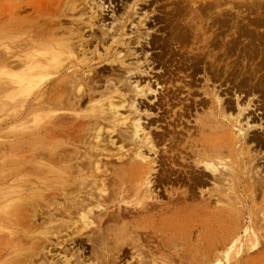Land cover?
Returning <instances> with one entry per match:
<instances>
[{
    "label": "rangeland",
    "instance_id": "374dc122",
    "mask_svg": "<svg viewBox=\"0 0 264 264\" xmlns=\"http://www.w3.org/2000/svg\"><path fill=\"white\" fill-rule=\"evenodd\" d=\"M27 1H30V4ZM27 1L0 0V264H17L18 262L19 264H67V261H70V264H74L76 261L82 259L77 256L82 252H76V249L68 246L69 244L66 245V242L62 244V240L58 241L59 244H56V239L52 233L45 235L47 227L50 226L47 221H49L51 215L54 213L53 206L46 209L44 208L43 210L41 209L39 212L40 214H35L34 212L27 213L29 207H27L26 204H24L26 207L20 208V204H23L22 202H24L26 195H28L26 194L28 192L26 191L27 183L25 182L28 171L34 173L35 170H37L36 166L38 164L40 168H38L39 170H37L36 173L42 170L38 173V175L42 177V181L46 178L44 182H48L47 185H50L55 178L54 167L51 166L47 158H50V152H52L53 145L58 139L52 137L50 134L51 132L45 129L53 126L56 121L68 124L82 122L84 117L87 115L89 116L96 106L100 107L102 116L106 118V121L100 124L104 130L102 129V132H99L100 134L97 133L99 134L100 145H102V147H98L101 152V160H111L114 165L117 166L120 161L129 159L130 155L133 154L139 146L141 147V151H143L142 155L151 162V167H153L154 163L152 164V162H154L155 159L154 153L156 151L163 152L165 149L163 144L166 146L169 145L167 143L170 141H165V143L162 140L167 130L171 129V132L172 130H176L175 133H181L180 135H182V138H187L189 134L194 140H200L202 137L208 138L210 135L214 137V135H216L215 133L210 134L211 130L208 129L209 127L206 125H203V132L198 130V125L209 122L203 118L206 113L208 115L211 111L209 105L207 106L208 108L203 106L198 107V110L193 109L191 117L184 114V117L181 118L179 116L180 118H176L173 114L174 110H178V113L181 112L179 104L173 100L174 96L177 98L182 97V100H184L186 96V98L197 96L210 97L204 92L207 91L210 93L213 82L206 80L208 76L204 73V70H202L203 62L199 63L198 70L193 74L194 78L190 76L187 77L186 73L188 71L184 69L186 65L178 62L179 60L183 61L185 56L189 57L192 54L185 50V47L189 49L191 46L187 44L188 42L183 45L173 38L174 35L180 31L183 18L185 20L183 12H180V9L177 7L180 1ZM221 1L224 2L223 5H225V3L233 5L234 1L237 0ZM244 1L249 6L246 9L248 27L246 35L248 38L246 39L248 41L244 42L246 47L237 50L233 55L234 57H232L233 62H235L234 82L236 81V84L242 86L246 96L250 95L249 97L247 96L248 99L253 98L255 102L260 100L258 103L262 104L264 102V0ZM18 2H20V4L18 6L16 5L14 11L12 6L14 3L17 4ZM96 3L99 6H96ZM35 4H37V6ZM235 4L236 2L234 5ZM232 11L236 13L235 11H237V8L232 9ZM39 16H43L44 18H38ZM205 16L207 17L204 13V18ZM24 17H27V19ZM198 17L199 14L195 16L196 19ZM17 18L19 20L22 19L25 23L22 25L23 27L20 28L23 34L20 33L19 35L16 32L12 39L25 36V33L27 34L31 29V27H27L34 25L36 30L43 31V40L41 39V42L39 41L40 39L30 40L27 46L16 47V49L11 46L7 39H5V32L8 31L6 24L9 25L13 21L17 22ZM44 19L45 21H43ZM33 20H35V22H33ZM51 20L53 21L50 22ZM27 21H29L28 23L31 25L28 24ZM229 24L231 23L229 22ZM232 27V24L230 27H225V33L227 34L233 31V29L228 31V29ZM44 29L46 30L44 31ZM234 29H236L233 31L234 34L236 33V36H231L232 39L234 38L233 40L241 41L242 39L239 33H237V28ZM248 29L250 30L248 31ZM45 32H47V34ZM53 32L56 34L58 33L59 36H57L58 34L55 35ZM233 32L228 34L233 35ZM49 34H53L52 36L57 38L61 37L60 39H64L69 43L71 41L72 51L66 54L52 47V45L47 42V40L51 38ZM44 37H47L45 41ZM202 39V37L199 38L198 44L203 42L201 41ZM42 45H44V48ZM45 45L47 46L45 47ZM36 47H40V49ZM182 48L183 50L181 51L180 49ZM43 49L46 51H43ZM252 50L253 53L251 52ZM45 52H47V55L44 54ZM186 52L188 55H186ZM5 53H8L9 56L15 53L13 59H11L15 61L20 60L22 62L25 60L26 62L24 61L23 64L26 65L22 67L19 64L17 67L20 69L15 67L14 70L13 67L4 64V60L7 56ZM58 53L60 54L58 55ZM17 54L23 56L18 57ZM32 55L35 56L32 57ZM37 56L40 57L39 61H41L45 67L57 68V74L53 73V75L49 77H54V82L47 84L48 82L46 81H48V79L43 85L40 84L32 92L16 93V95H13L10 89H6V85L11 79V76L16 75L19 77L22 75L21 73H24L27 69V60L35 59ZM48 56L51 57L50 59L57 56L60 57L62 61H59L62 65L58 60L57 62L54 61L55 65H53L54 62L45 61L49 59ZM236 66L240 68L238 67V69ZM62 67L64 68L65 74L68 76H65L66 78L64 77L65 74H63L64 71L61 70L63 69ZM60 70L62 73H59ZM245 72H247V74ZM19 73L20 75H18ZM254 74L255 76H253ZM71 75L79 78H72L73 76L71 77ZM66 79H69V82L66 81ZM70 80H72V82H70ZM147 80H149V83ZM190 80H192L190 86L195 90L193 95H188L187 90H185L186 88H184V84L188 83ZM74 81L77 82L75 83ZM72 83L75 84L73 85ZM157 84L160 85L157 86ZM14 85L16 89H18L19 85L17 83ZM39 88L41 91L47 89L53 92V90H55L58 96H62L59 95L62 93L64 97L66 95L69 96L67 94L69 93V97H74L73 103L75 102L76 105H73V108L67 105L64 107L65 103L55 105V101L53 100L57 97L49 98L51 104H49V102L41 103L39 102L41 101V97H32L35 91L40 90ZM56 89L60 91L58 92ZM11 95L14 97H11ZM230 98L233 99V95L230 96ZM134 99L137 100V103L141 102L139 108H133L131 106ZM232 99H230L229 102L235 107V101ZM168 100H170V102L166 103ZM223 109H226L224 115L230 116L233 120L232 123H228L227 126L234 129V131L242 128L241 133H247L248 136L253 133L261 134L264 131V107L260 109L261 113L257 112V110L255 111L256 115L251 118L252 120L249 118V125H247L244 114L238 116L235 108L232 107L230 111L226 107H223ZM251 114H253V111ZM195 117H200L201 119L198 118L196 121ZM178 121L182 122L180 126L183 128H177V130L174 124H177ZM137 122L144 127V131H141L139 137L136 139L137 143L139 141L138 146L134 147L128 139L125 146L121 148V141L118 137L122 138V135H124L125 138L131 137L130 132L133 129V124ZM108 123L114 125V128ZM82 131L84 132L83 135L80 132V134H77V132L72 133L74 136L73 138L76 139L74 145L71 143L68 144L65 138L61 139L65 146L63 147H70L69 153H72L74 156L76 154V160L73 159L72 161L74 164L79 163L80 160V164L84 160L87 163V160H89L87 153L88 145H90V143L93 145V142L97 141L95 140V136L98 131L93 129L92 132H90L91 130H81V132ZM86 132L88 134V136H86L87 139L83 138L87 135ZM93 132L94 135L92 134ZM72 134H70V136ZM76 135L83 136L82 138L84 141H80L82 139H79ZM75 136L77 138H75ZM147 138L152 141L154 139L160 140V143L155 145L157 148L151 147L150 144H145ZM166 138L169 137L166 136ZM40 150L41 152L38 154ZM75 152H78V154ZM47 154H49V156ZM167 154L169 155L170 152ZM14 160L15 162H13ZM182 160L183 159L179 157L175 162L177 165L183 166L187 162ZM112 162L110 164L111 166H113ZM44 164L45 166L48 164V166H46L47 168L44 167ZM221 165L222 164H220L219 167H221ZM46 169H48V171ZM191 169H193L195 175H199L202 178L206 177L202 175L200 171L201 168L192 166ZM50 170L53 171L49 172ZM86 171H88L87 168L83 173H78V177H87L88 173H84ZM42 172H49L50 174H42V176ZM226 176L229 181L224 180V182L226 181L225 183L228 186H223V183L217 184V186L221 189H228L226 193H228L229 197H219L216 192L209 193L213 185L211 181L206 178L208 181L206 185L201 188L205 193L204 199L201 202V206H197L195 209H192L190 206L198 204V201L192 202L187 200V204H192L187 205L184 203L183 199L169 198L167 193H163L160 199H155V194H153L152 197L155 200L153 201L156 203L153 207L149 208V211L139 214L133 210L125 212L122 210L123 208L120 209L117 205L115 207L110 206L109 211L115 215L102 224L103 234L107 233L106 228L112 226L113 222L115 224V229L118 226L124 227L126 224L140 225L139 222H141V218L149 214L155 217L147 224L146 228L148 229V235L144 234L141 240L139 236H135L136 232H134L135 234L131 233L133 237L128 240L130 244H123L129 251L124 253L123 251L122 253H117L113 241L105 240V243L102 245L103 250H99L100 253L98 255L100 258H95L94 255H91V248L88 246L87 248L89 250L86 249L87 251L83 252V254L84 256H88L89 260L84 259L82 264H264V197L258 195L254 200L246 201V197L244 199L241 198V190L243 187H239L238 185V176ZM209 178L211 179V176ZM90 179L91 178H89V180ZM183 179L184 184L178 187L176 186V188H180L178 189L179 191H185V189H187V176L184 175ZM243 183H246V181ZM183 186H185V188ZM48 190L49 188L47 186L38 189L33 188L29 192V196L30 193L31 197L40 192L41 194H48ZM194 190L196 192V197L199 198V195H202L199 193L200 189L194 188ZM209 194L211 195L209 196ZM242 196L244 197V195ZM65 201L67 202L68 200L65 199L64 202ZM51 202H53L52 199L50 200V203ZM61 202H63V199ZM17 204L19 207L16 206ZM135 206L136 205H134V207ZM180 208H184L182 209L183 212H180L183 220L181 224H178L176 221L170 222V217L172 218L175 215V211ZM119 211L123 212V217L117 218L115 216ZM24 215L27 216L25 217ZM24 217L30 219L26 220ZM45 217L49 219L47 220ZM165 220H167V222H165ZM122 224L125 225L123 226ZM45 236L50 237V240H45V238H43ZM41 238H43L41 243L46 241V244H44L46 246L48 245V247L40 248L39 250L33 249L37 241ZM224 238L231 239L229 245L223 249L222 243L225 241ZM104 255L109 257L103 258ZM84 256L83 258H85Z\"/></svg>",
    "mask_w": 264,
    "mask_h": 264
},
{
    "label": "bare ground",
    "instance_id": "6f19581e",
    "mask_svg": "<svg viewBox=\"0 0 264 264\" xmlns=\"http://www.w3.org/2000/svg\"><path fill=\"white\" fill-rule=\"evenodd\" d=\"M177 1H180L177 4V7L180 9V12H183V15L185 16V20L182 17L183 18V24L180 27V31L178 33H176L173 38L178 40V42H180L183 45H185V43L188 42L187 44H189L191 46L189 49H186L187 47H185V50L192 53L189 57H186L184 54V56H185L184 60L183 61L179 60L178 62H181V63H183V65L184 64L186 65L184 67V69L186 71H188L186 73L187 77L190 76L193 78H194V75H193L194 72L196 70H198V68H199V66H198L199 63L203 62V66H202L203 69L202 70H204V73L208 76V78L206 80L213 82L212 83L213 87L211 89L212 92L211 91H210V93H208L207 91L204 92V93H207L206 95H209L210 97H208V96L207 97L206 96L198 97L197 96V97L186 98L187 97L186 96L185 99L182 100L181 99L182 97L177 98L174 96L173 100H174V102L179 104L181 112L178 113L177 112L178 110L177 111L174 110L173 114H174V116H176V118L179 116L182 118L185 116L184 114L189 115V117H191L192 116L191 112L193 109L196 110L198 107H203V106L207 107L209 105V109L211 111L209 112L208 115L206 113L205 117H203L204 119L208 120L209 122H204V123L201 122L202 124L198 125V130L203 132L204 131L203 125H206L209 127L208 129L211 130L210 134L215 133L216 135H214V137H213L211 135L209 136V134H208V136H209L208 138L202 137V139L200 138V140H197V139L194 140V138H191L189 136V134H188L187 138H182V135H180L181 133L180 134H179V132L175 133L176 130H174V131L172 130V132H171L170 131L171 129H169L164 133V136L162 137V140L164 142L170 141L169 143H167L169 145L166 146L165 144H163V147L165 148L163 150V152L156 151L154 153L155 159L153 158L154 162H152V164L154 163V166L151 167V162L142 155L143 151H141V149H140L141 147L138 146L139 141H138V143L136 141L137 137H139V133H141V131H144V127H142L141 124L137 122V123L133 124V129L130 132L131 137L125 138L124 135H122L123 139L119 138V137H118V139H120V141H121V146H122L121 148H123L125 146L128 139L131 141V142L130 141L129 142L132 143V145L134 147L138 146V148L136 149L135 152L133 149L134 153L130 155L129 159H127V160L125 159V160L120 161L121 163L119 162V164L116 166V165H114V163L111 160L106 159L103 161L100 158L101 152L99 151L98 147L99 146L102 147V145H100V141H99V139H100L99 138V134H100L99 132L100 131L102 132V129H103L100 124H102L106 121V118L104 116H102V114H101L102 112H101L100 107L96 106V108L93 110V112L91 114H89V116L87 115L84 117L82 122L80 121V122H76V123L73 122L74 124L73 123L68 124V123H64V122L62 123L61 121H56L55 124H53V126H51L50 128L49 127L46 128L45 130L51 132L50 134L52 137L58 139L53 145L52 152H50V158H47V159H49L48 161H49V163H51V166L54 167L55 178L53 180V183L50 185H47L48 182L47 183L44 182V181H46L45 180L46 178L44 179V181H42V177H40L38 175V173L41 172L42 170L40 169L41 171H38V173H36V171L39 170L38 168H40V166L38 167V164L36 166L37 170H35L34 173L31 171H28L27 179L25 180V182L27 183L26 191L28 192L26 194H28V195H26V197L24 199L25 203L22 202L23 204H20V208L27 206V207H29L28 208L29 210L25 209V210H27V213L34 212L35 214H37V213L40 214L39 212L41 209L43 210L44 208L46 209V208H50L53 206L54 213L51 215L50 219L48 218L49 221H47V222H49L50 226L47 227V231H46L45 235L52 233V235H54V238L56 239V240L54 239L56 244H59L58 241L62 240V242H61L62 244L64 242H66V245L69 244L68 246H71V248H75L76 252H82L81 254L77 255L80 259L81 258L82 259L79 261H76L74 264H82V262H84V259L89 260L88 256H84V254H83V252L87 251L86 249H88L87 248L88 246H90V248H91L90 254L94 255L95 258H100V256L98 255L100 253L99 250H101V249L103 250L102 245H103V243H105V240L113 241V243L116 246L115 248L117 249V253H119V252L122 253V251L124 253L126 251H129L128 248L125 247L124 245H128V243H129L128 240L133 237L131 235V233L135 234L134 232H136L135 236H139V238L141 240H142L144 234L148 235V229L146 228L147 224L150 223V221L153 220V218L155 217V216H151L149 214H148V216L146 215L143 218H141V222H139L140 225H138V224L127 225L126 224L127 225L126 226L125 224H122L123 226L124 225L125 226L124 227L118 226L115 229L114 228L115 224L113 222L114 225L112 224V226H108L106 228L107 233L103 234L102 224L107 219H110L111 217H113V215H115L109 211L110 206L115 207L117 205L118 208H120V209L123 208L122 210L125 212L133 210L139 214L141 212H147V211H149V208L153 207V205L156 203V202H154L155 201L154 198L160 199L162 197L161 195L163 193H165V194L167 193L169 198H171V199H183L185 204L188 203L187 200H190L192 202L198 201V204H195L194 206L192 204H187V205H192L190 207L192 209H195V208H197V206H201V202L204 199L205 193L203 190H201V188H202V186L204 187L206 185V182L208 181V180H206V178H208L211 181V184L213 185V187L209 193H211V192L215 193L216 192V193H218L217 195L219 197H227V198L229 197L228 193H226V190H228V189H226V188L221 189L217 186V184H220V183H223V186L227 185L225 182L229 181V180H228L226 175H231V176L237 175L238 176V180H239L238 185H239V187H243V189L241 190L242 191L241 198L244 199L246 197L247 198L246 201L254 200L258 195H262L264 197V149H263L264 148V131L261 134H254L253 133L249 136L247 133H244V134L241 133L242 128H239L237 131L236 130L234 131V129H231L230 127L227 126L228 123L231 124L233 120L230 118V116L224 115V111H226V109H223V107L224 108L226 107L230 111V109L232 107L235 108L237 110L238 116H241L244 114V117L247 121V125H249V118L251 119L254 115H256V112H255L256 110H257V112H260V109H262V107H264V104H263L264 102L262 104H260V103H258V101H260V100H258V101L256 100L257 102H255L253 98L248 99V97L250 95L249 96L247 95L248 96L247 97L244 94V90H243L242 86L239 84H236L235 83L236 81L234 82V80H235L234 79V66H235L234 63L235 62H233L232 57H234L233 55L237 50H240L243 47L244 48L246 47V45L244 44L245 41H248L246 39V38H248V37H246L247 28H248L247 27V20H246V11H247L246 9L249 6H248V4H246V2L244 0H241V1L239 0V2H238V0L234 1V3L236 2L235 5H234V3H233V5L225 3L226 6L223 5L224 2L221 0H177ZM19 4H20V2H18L17 4L14 3L13 6H15V7L12 6V9H14V11H15L16 5L18 6ZM35 5L37 6V4H35ZM97 5L98 4L96 3V6ZM236 8H237V11H235L236 13H233L232 9H236ZM36 9L38 10L37 7H36ZM42 9H44V8H42ZM42 9H40V10H42ZM204 13L207 15V17L205 16V18H204ZM198 14H199V17L196 19L195 16ZM43 16H39L38 18H40V17L44 18ZM12 18H14V17H12ZM24 18L27 19V17H24ZM43 21H45V19ZM52 21L53 20H51L50 22H52ZM28 22L29 21H27V23ZM33 22H35V20H33ZM229 22L233 25L234 28H237V33H239V36L242 39L241 41L233 40L234 38L232 39L231 36H234L236 34V33L234 34V32H233L234 30H236L233 27L228 29V31L233 29V31H230V32H233V35L228 34L230 32H228L227 34L225 33V31H226L225 27L231 26V24H229ZM31 23H32V20H31ZM8 24H9V22H8ZM23 24H25V23L22 19H20V20L18 19L17 22L13 21L9 25L6 24L8 31L5 32L6 33L5 39H7L8 43L11 46H13L15 49H16V47H20V46H27L30 40L33 41L34 39H40L39 41L41 42V39L43 38L42 37L43 31L41 32V30H36L34 25H31L30 23H28L31 26L27 27V24H26V27L27 28L31 27V29L27 32V34L25 33V36H23V37H19L17 39H12L14 34H16V32L19 35H20V33L23 34V31L20 29L21 27H23L22 26ZM49 24H48V26H49ZM53 25H54V23H53ZM45 30L46 29H44V31ZM249 30L250 29H248V31ZM68 31H70V30H68ZM56 32H58V31H56ZM45 33L47 34V32H45ZM53 33L55 35L58 34V33L56 34L55 32H53ZM65 34H67V33H65ZM49 35H51V36H49L51 38H50V40H47V42H49L50 45H52V47L57 48L59 51H61V53L67 54V53H70L72 51V46L70 44L71 41L69 43L68 41H66L64 39H60L61 37L57 38V37L52 36L53 34H49ZM57 36H59V34ZM200 37L203 38L201 40L203 42L198 44ZM45 39H47V37L46 38L44 37V41H45ZM37 43H39V42H37ZM74 45H76V44H74ZM42 46L44 48V45H42ZM46 46L47 45H45V47ZM38 48L40 49V47H38ZM44 50L45 49H43V51ZM180 50L182 51L183 48ZM251 52L253 53V50ZM29 53H27V54H29ZM31 53H33V52H31ZM46 53L47 52H45L44 54H46ZM240 53H241V51H240ZM6 54L8 57L6 56V58L4 60L5 61L4 64H6L7 66L13 67V69L15 67L17 69H20L17 67V66H19V64L22 67H24V65H26V64H23L25 60L23 62L20 60H16V61L12 60L15 53L10 54V56L8 55V53H5V55ZM59 54L60 53H58V55ZM50 55H52V54H50ZM186 55H188V53ZM244 55H246V54H244ZM17 56L22 57L23 55L19 56V54H17ZM33 56H35V55H32V57ZM15 57H16V55H15ZM39 58L40 57L37 56V58H35L36 60L35 59H30L29 61L27 60L28 66H27V69L25 70V72L21 73L22 75H20V73H19L18 74V75H20L19 77L16 75H12L11 79L8 81V83L6 85V89H10L11 93L13 95H16V93L20 94V93H27V92L29 93L30 91L32 92L40 84L43 85V83L48 79L49 80L46 81V82H48L47 84L53 83L54 77L53 78H49V77H51L53 75V73L58 72L56 70L57 68L55 69L53 67H51V68L45 67L44 64H42V62L39 61ZM41 58H42V56H41ZM50 58L51 57H49V59H46L45 61H48V62L50 61L52 63L54 61L57 62V60H58V62L60 63V61H59V60H61L60 57L57 56L54 58L52 57L53 59H50ZM249 58H250V56H249ZM246 59H248V58H246ZM40 60H42V59H40ZM0 62H1V58H0ZM59 63H57V64H59ZM245 64H242V65H245ZM53 65H55V62ZM250 66H251V64H250ZM61 70L64 71V68ZM61 70L59 71V73L60 72L62 73ZM245 73L247 74V72H245ZM63 74H65V71ZM65 76H67V75L65 74L64 77ZM253 76H255V74ZM71 77L76 78V77H74V75H71ZM78 78H76V79H78ZM157 79H159V78H157ZM68 80L69 79H66V81H68ZM147 81L149 83V80H147ZM70 82H72V80H70ZM78 82H80V81H78ZM191 82H192V80H190L188 83L184 84V88H186L185 90H187L188 95H193L195 93V90H193L190 86ZM249 82H250V80H249ZM16 83L19 85L18 89H16V87L14 85ZM75 83H72V84L74 85ZM248 84H250V83H248ZM159 85L157 84V86H159ZM62 86H63V84H62ZM259 86H261V85H259ZM45 87H46V84H45ZM50 88H52V87H50ZM70 89H72V88H70ZM57 91L59 92L60 90H57ZM79 91H80V88H79ZM67 94L70 96L69 93H67ZM13 95H11V97H14ZM59 95H62V96H58L57 92L55 90H53V92H51L47 89L45 91H41V89H40L39 91H35L33 93L32 97H41V101L38 100L41 103L49 102L50 97H57L53 100V101H55V105L56 104L60 105V104L65 103L64 107H65V105H67L68 107H71V108H73L72 107L73 105L74 106L76 105L75 102H74L75 104L73 103L74 97H69L66 95L67 96V98H66V96L64 97L63 93L59 94ZM232 95H233V99L230 98V96H232ZM134 98H135V96H134ZM245 98H247V99H245ZM230 99L235 101V107L232 106L231 102H229ZM80 100H81V98H80ZM155 101H156V99H155ZM168 102H170V100L166 101V103H168ZM171 102H172V100H171ZM140 103L139 102L137 103V100L134 99L133 102L131 103V106L133 108H139ZM49 104H51V103L49 102ZM13 105H15V104H13ZM94 105H96V104H94ZM167 106H169V105H167ZM111 108H113V107H111ZM41 110H42V108H41ZM252 111H253V114H251ZM172 117H173V115H172ZM198 118H200V117H195L196 121ZM140 119H141V117H140ZM75 121H77V120H75ZM108 124L110 126H112V128H114V125H111V123H108ZM174 125H175V129L183 128L182 126H180V125H182V122H180V121H178V123L177 124L175 123ZM92 129L95 131H98V132H96V134L97 133H99V134H97L95 136V138H96L95 140H97V141L93 142L94 143L93 145H92V143H90V145H88L89 147L87 148V153L89 156V160H87V163L84 160L80 164V162H81V160H80V162L78 161L79 163L74 164L72 161L76 157L75 153L78 154V152L74 153L75 156L72 153H71L72 154L71 155L69 153L70 147L64 148L65 146L63 145V142L61 141V139L65 138V141L68 142V144L71 143L72 145H74L76 139L73 138L74 136L72 133L77 132V134H78L80 132L83 135L84 132L82 131L83 132L82 133L81 130H91L90 132H92ZM46 131H44V132H46ZM47 134H48V132H47ZM70 134H72V135L70 136ZM86 134H87V132H86ZM92 134L94 135V132ZM111 134H112V132H111ZM101 135H103V134H101ZM76 136H78L79 139H82L80 141H84L83 138L87 139L86 136H88V134L85 135V137H83L81 135L80 136L76 135ZM76 136H75V138H77ZM166 136H168L169 138H166ZM86 142H87V140H86ZM159 143H160V140H158V139H154L152 141L151 139L147 138L145 141V144H147V145L150 144V146L153 148H157V147H155V145H158ZM153 148H152V150H153ZM39 152H41V150L38 151V154H39ZM168 152H170L169 155L167 154ZM47 155L49 156V154H47ZM86 156H84V157H86ZM139 157H140V159H139ZM179 157H180V159H183L187 163L183 166L177 165V163L175 161ZM13 162H15V160ZM111 162L113 163V166L110 165ZM220 164H222L221 167H219ZM39 165H42V164H39ZM46 166H48V164ZM46 166L44 164L45 168H47ZM192 166H194V167L197 166V168H201L200 171L202 172V175H204L206 177L203 176L204 178H202L199 175H195L193 169H191ZM41 168H43V167H41ZM86 168L88 169L89 172L86 171L84 173L85 174L88 173L87 174L88 176L87 177H78V173H81V172L83 173V171H85ZM46 170L48 171V169H46ZM52 171L53 170H50L49 172H52ZM43 172L41 173V175L42 174L48 175V173H49V172H45V173H43ZM184 175L187 176L188 186H187V189H185V191H179L178 189H180V188H176V186L178 187L179 185L184 184V181H183ZM210 176H211V179L209 178ZM89 178H91V179L89 180ZM224 180H226V181L224 182ZM245 181H246V183H243ZM33 186H35V187H33ZM43 186L44 187L47 186L49 188L48 194H41V192H40V193H37L35 196L31 197V193H30V196H29V192L33 188L38 189V188H42ZM183 187L185 188V186H183ZM194 188L200 189L199 193L202 195H199V198L196 197V192H195ZM181 189H183V188H181ZM243 192H244V194H243ZM219 193H221V194H219ZM153 194H155L154 198L152 197ZM210 195L211 194H209V196ZM242 195H244V197ZM51 199L53 202L50 203ZM62 199H63V202H61ZM65 199H67L68 201L64 202ZM24 204H26V206ZM134 205H136V206L134 207ZM16 206L19 207L18 204ZM16 206H14V207H16ZM131 208H134V209H131ZM182 209H184V208H180L177 211H175V213H174L175 215L172 218L170 217V220H171L170 222L176 221L178 224H181V222L183 221L182 217L180 215V212L182 211ZM181 214L184 215L183 213H181ZM115 217H117V218L123 217V212L119 211ZM189 217L191 218V215ZM27 219H30V218H27ZM185 221H187V220H185ZM165 222H167V220H165ZM40 225H41V223H40ZM155 230H156V228H155ZM43 238H45V240H50L49 239L50 237H48V236H45ZM43 238H41L37 241V244H36V246H34L33 249L39 250L40 248H45V247L47 248L48 247V245L47 246L45 245L46 241L41 243ZM230 239L231 238H229V239L224 238L225 241L222 243L223 249L229 245ZM83 256L85 258H83ZM108 257L109 256L104 255L103 258H108ZM13 260H15V259H13ZM108 262H109V260H108ZM17 264H19V262ZM67 264H70V261H67Z\"/></svg>",
    "mask_w": 264,
    "mask_h": 264
}]
</instances>
